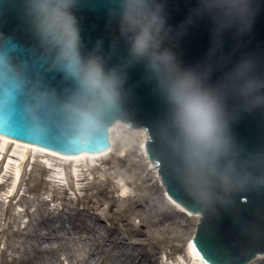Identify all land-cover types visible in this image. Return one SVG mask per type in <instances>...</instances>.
Listing matches in <instances>:
<instances>
[{"label": "clouds", "instance_id": "9594fccd", "mask_svg": "<svg viewBox=\"0 0 264 264\" xmlns=\"http://www.w3.org/2000/svg\"><path fill=\"white\" fill-rule=\"evenodd\" d=\"M80 0H23L24 18L36 46L66 87L57 90L33 79L29 64L16 55L10 38L0 37V128L13 125L20 111L25 135L84 137L97 134L105 119L121 108L126 68L143 65L146 79L167 104L171 144L192 194L206 201L214 188L241 178L232 129L240 112L264 107V74L249 56L239 58L214 78L210 65L186 64L167 46L170 31L159 0H118L110 14L127 45V57L109 66L102 42L87 53L76 10ZM196 12L213 24L214 37L236 28L250 31L252 0H198Z\"/></svg>", "mask_w": 264, "mask_h": 264}, {"label": "water", "instance_id": "95a60500", "mask_svg": "<svg viewBox=\"0 0 264 264\" xmlns=\"http://www.w3.org/2000/svg\"><path fill=\"white\" fill-rule=\"evenodd\" d=\"M159 2L170 26L165 42L186 64L210 65L215 68V78L239 58L249 56L257 71L264 74V0H252L256 16L250 31L231 28L219 37L213 35L211 20L196 12L198 0ZM117 3L118 0H80L76 10L85 53L102 42L101 51L109 66L127 57L126 42L110 14ZM22 4L23 0H0V37L10 38L17 46L16 55L28 62L34 80L42 79L49 87L63 89L66 83L50 68L35 44ZM126 73L121 108L105 119L97 134L79 138L28 136L22 130V114L16 111L10 117L13 125L0 128V136L63 153H81L105 149L109 144L108 127L117 126V120L146 128L145 146L168 194L177 203L202 213L193 237L197 251L212 264H249L253 254L264 251V107L240 112L234 103L230 105L234 113H239L232 132L240 158L246 163L238 181L227 189L217 185L213 198L206 201L195 197L183 178L181 162L171 144L167 104L146 79L143 65L128 66Z\"/></svg>", "mask_w": 264, "mask_h": 264}, {"label": "rangeland", "instance_id": "374dc122", "mask_svg": "<svg viewBox=\"0 0 264 264\" xmlns=\"http://www.w3.org/2000/svg\"><path fill=\"white\" fill-rule=\"evenodd\" d=\"M111 145L98 156L64 158L0 138V264H24L29 251L40 261L28 244V223L42 229L56 214L77 212L96 220L94 229L107 228L117 264L132 261L131 255L144 264H199L191 249L199 218L164 198L156 177L147 174L137 136L115 132ZM162 215L179 221L167 224ZM69 242L46 257L83 264L90 246H97L85 237Z\"/></svg>", "mask_w": 264, "mask_h": 264}, {"label": "bare ground", "instance_id": "6f19581e", "mask_svg": "<svg viewBox=\"0 0 264 264\" xmlns=\"http://www.w3.org/2000/svg\"><path fill=\"white\" fill-rule=\"evenodd\" d=\"M127 132L128 134H131L133 136H137L138 139L141 141L140 145V153L143 161L146 162L147 168H148V173L147 174H152L154 175L153 178L156 177L157 180V185H159L162 188V191L164 192L163 194L165 195L164 198L171 200L172 203H174L176 206H178V211L181 210L182 212H187L190 213V210H188L184 205L177 203V200L172 196L168 194V191L165 187V184L162 181L161 176L153 169L146 146H145V141L147 138V131L146 129H139L138 132H135L133 129H129L128 123L118 121L117 120V126H109L108 127V133H109V144L105 149H102L100 151L92 152H81V153H63L54 149H51L49 147H45L43 145L35 144V143H30L26 141H21L13 138H8L4 136H0V138H3L5 141L10 139L12 141H15L19 143L20 145H23L25 147H32V148H37L43 151H46L48 153H53L56 154L57 156L60 157H72V158H78L82 156H98L101 155L105 152H108L109 150L111 151L112 148V140H113V135L115 132L121 133V132ZM193 215H196L199 218L202 215L200 211H196V213H192ZM164 221L167 222V224H173L179 221V219L176 218V216H168L165 217L163 216ZM52 223L51 225H44L42 226V229H38L33 227L30 223H28V228L26 227V232L30 236L28 237V244L29 246L35 250V253L38 254V256H42L38 262L34 261V254H30V251L27 252V257L23 258V263L24 264H55V259L60 256H53L52 254L59 249V247L62 246H67L72 238L76 237H85L89 239H95L97 241V246L93 247L90 246L89 251H87V256L83 257L85 260L83 264H117V259L116 257H111L110 251L108 250V245L112 243L111 238L108 237L107 235V228L101 227L100 230L94 229V226L97 225V221L91 219L90 217L82 215V213H69V214H56L51 217ZM198 221V223H199ZM172 222V223H171ZM197 223V227H198ZM174 225V224H173ZM32 227V228H31ZM80 228L85 229V230H80ZM194 237V236H193ZM193 239V238H192ZM121 245V246H125ZM68 246H71L68 245ZM120 250L123 254H128V247H124L123 250ZM191 249L193 252V257L195 258V261L199 264H212L211 262L207 261L194 247L193 244H191ZM129 250V249H128ZM46 251L51 254L50 258L46 257ZM34 253V252H33ZM132 261H125V264H144L143 261H135V258L138 256L131 255ZM68 258V257H67ZM194 261V262H195ZM159 260L156 261V264H159ZM120 264V262L118 261ZM153 263V262H152ZM69 264V263H68ZM249 264H264V251L257 252L251 256V259L249 261Z\"/></svg>", "mask_w": 264, "mask_h": 264}]
</instances>
